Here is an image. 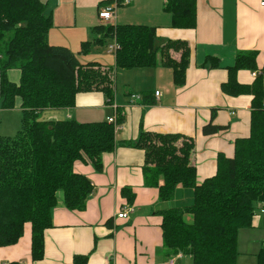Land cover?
<instances>
[{
	"label": "trees",
	"instance_id": "16d2710c",
	"mask_svg": "<svg viewBox=\"0 0 264 264\" xmlns=\"http://www.w3.org/2000/svg\"><path fill=\"white\" fill-rule=\"evenodd\" d=\"M112 3L102 2L99 9ZM47 10L42 0H0V109L12 110L20 99L23 115L16 136L0 138V248L16 245L25 225L31 224L35 262L45 257V235L53 228L58 194L63 193L67 209L84 211L93 192L91 181L77 173L75 165H92L101 172L103 155L116 147L115 126L108 121L44 120L42 113L48 108H74L78 94L92 91L104 93L112 104L116 70L161 66L171 69L175 86L182 87L191 53L185 41L159 44L156 28L100 24L92 29L93 39L82 44L80 54L89 55L93 46L116 40L121 50L115 66L84 64L69 48L48 44L54 23ZM164 11L171 14L173 28L197 27V0H166ZM256 59L255 51L239 52L228 69V81L222 84L229 96H253L251 132L236 140L234 157L218 155L215 176L198 184L197 169L191 163L195 150L191 137L141 127L139 139L131 144L144 151L145 179L158 188L160 201L173 200L179 186L193 190L192 207L161 212L168 257L182 253L193 264H237L239 232L254 226L258 209L264 211V68L251 85L237 80L240 70L256 71ZM11 71L21 73L19 84L11 82ZM149 97L143 96L145 103L154 104ZM214 118L203 128L207 136L228 129L214 125ZM123 122L119 114L117 124ZM123 192L131 194L129 189ZM88 262V256L79 255L72 264ZM258 264H264V250Z\"/></svg>",
	"mask_w": 264,
	"mask_h": 264
},
{
	"label": "crops",
	"instance_id": "0c3cea01",
	"mask_svg": "<svg viewBox=\"0 0 264 264\" xmlns=\"http://www.w3.org/2000/svg\"><path fill=\"white\" fill-rule=\"evenodd\" d=\"M105 1L46 0L47 14L53 15L54 23L47 36L48 44L69 48L84 64L96 62L104 68L114 67L116 57L104 61L98 57L90 59V53L80 54L82 44L93 39L92 29L101 23L99 11L113 6L116 7L113 24L156 28L159 44L188 43L191 53L186 83L175 86L173 71L161 66L122 70L128 71L122 73H137L136 80L127 79L121 93L116 83L112 104L104 93L92 91L78 94L74 108L46 109L42 113L47 115L44 120H60V116L63 120L93 123L117 119L121 114L124 122L116 131L115 150L102 157L101 172L92 165H75V171L85 175L93 186L85 210L67 209L63 193L58 194L53 228L45 235L44 259L33 260L32 226L26 224L24 235L16 245L0 248V264H72L79 255L88 256V264H171V261L193 264L192 258L182 253L173 257L166 255L161 212L172 208L167 205L173 201H160L158 188L147 184L144 151L131 144L139 139L141 127L148 132L193 138L195 150L191 163L197 169V182L201 184L215 176L218 155L234 157L236 140L250 135L253 96H229L221 87L228 81V69L235 65L239 52L257 53L256 71L240 70L237 74L240 84H253L257 77L253 74H260L264 68V6L261 5L264 0H197L195 29L173 28L171 14L164 11L166 0H128V5H123L125 0H113L114 3L99 9ZM173 56L180 58L178 53ZM217 62L218 66H214ZM118 75L116 70V80ZM20 77L19 71L9 73L15 84H19ZM145 94H150L148 99L155 103L147 105ZM21 104L18 99L14 109H0V114L22 113ZM213 115L214 125L228 129L207 136L203 128ZM15 122L3 131V124L0 125V138L10 137ZM159 184H163L161 178ZM124 189L131 190V194H125ZM176 193H187L189 199L193 197V190L182 186ZM128 207L134 211L127 219H118V214ZM257 230L264 233L261 216L255 219L252 228L239 232L237 264H258L257 255L264 246L263 242L259 246L252 234Z\"/></svg>",
	"mask_w": 264,
	"mask_h": 264
},
{
	"label": "rangeland",
	"instance_id": "374dc122",
	"mask_svg": "<svg viewBox=\"0 0 264 264\" xmlns=\"http://www.w3.org/2000/svg\"><path fill=\"white\" fill-rule=\"evenodd\" d=\"M44 2L46 0H43ZM100 24H103L102 22ZM115 43L113 41H107L106 44L104 45H99V46H93L91 52H90V59L94 58V57H98L100 60H104V61H108V60H114V58L116 57L114 54H110L109 52V48L110 46H113ZM171 70V69H170ZM122 72H128V71H122L119 70V75L118 78L116 80V83L118 85L119 91L121 93V90L123 89V84L125 83V81L127 79H129L130 81H135L136 80V74L137 73H122ZM171 72V71H169ZM123 74V75H122ZM135 74V76H134ZM125 76V77H124ZM135 90V88H133ZM44 117L46 118L47 115L46 114H42L41 115V119H44ZM57 117V116H56ZM60 120H63L62 117L58 116ZM22 119H23V115L22 113H12L9 112L1 115L0 114V125L3 124L2 126V131L9 126L10 123H13L15 120V124H13V128H12V132L10 134V137L13 138L17 135V133L22 129ZM16 127V128H15ZM173 202L169 203L167 206H171L172 208L167 209V210H172V209H176V208H189L192 207L194 204V195L193 197H191L189 199V197L187 196V193L183 194V193H176L175 198L172 200ZM261 216L263 223H264V211L261 209L257 210V215L255 217V219ZM188 218V222H190V218ZM255 219H254V223H255ZM260 230H257L256 233H252L254 234V236L258 239V245L260 246L263 242V246H264V233H259ZM262 251V249L260 250V252ZM260 252L258 253V255L260 254ZM257 255V256H258Z\"/></svg>",
	"mask_w": 264,
	"mask_h": 264
},
{
	"label": "built area",
	"instance_id": "2783aa9c",
	"mask_svg": "<svg viewBox=\"0 0 264 264\" xmlns=\"http://www.w3.org/2000/svg\"><path fill=\"white\" fill-rule=\"evenodd\" d=\"M130 2L128 0H125L123 2V5H128ZM262 6H264V1L262 2L261 4ZM98 17L99 19L101 20V22L103 24L101 25H105V26H108V25H115L113 24V22L115 21L116 19V7H113V6H107V7H104L102 10L99 11V14H98ZM115 44L113 46H110L109 48V52L110 54H114L116 55L117 52L119 50H121V46L117 43L116 40L113 41ZM255 77L258 76L259 74L258 73H255L253 74ZM156 96H159V92L156 93ZM134 99H141L139 96H134L133 97ZM108 122L110 124H113L115 126V131H117L119 129V125L117 124V119L116 118H110L108 119ZM134 211L133 208L131 207H128L126 209H123L119 214H118V219H127L128 218V215L130 213H132ZM171 264H174L173 261L170 262Z\"/></svg>",
	"mask_w": 264,
	"mask_h": 264
}]
</instances>
